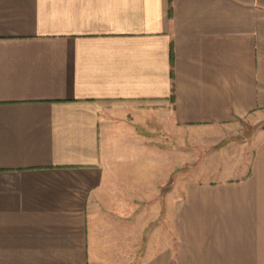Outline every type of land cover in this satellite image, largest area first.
<instances>
[{
	"label": "crops",
	"instance_id": "0c3cea01",
	"mask_svg": "<svg viewBox=\"0 0 264 264\" xmlns=\"http://www.w3.org/2000/svg\"><path fill=\"white\" fill-rule=\"evenodd\" d=\"M263 110L264 0H0V264H264V127L180 150Z\"/></svg>",
	"mask_w": 264,
	"mask_h": 264
},
{
	"label": "rangeland",
	"instance_id": "374dc122",
	"mask_svg": "<svg viewBox=\"0 0 264 264\" xmlns=\"http://www.w3.org/2000/svg\"><path fill=\"white\" fill-rule=\"evenodd\" d=\"M263 127L264 110L228 125L199 126L196 132L183 130L182 177L194 173L199 180L209 182L232 173L239 156H250L255 135Z\"/></svg>",
	"mask_w": 264,
	"mask_h": 264
},
{
	"label": "trees",
	"instance_id": "16d2710c",
	"mask_svg": "<svg viewBox=\"0 0 264 264\" xmlns=\"http://www.w3.org/2000/svg\"><path fill=\"white\" fill-rule=\"evenodd\" d=\"M172 59L174 60V54L172 53Z\"/></svg>",
	"mask_w": 264,
	"mask_h": 264
}]
</instances>
